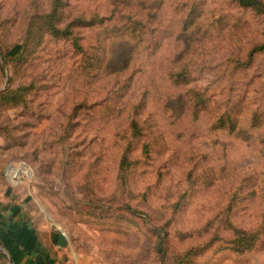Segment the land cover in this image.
<instances>
[{
	"label": "rangeland",
	"instance_id": "374dc122",
	"mask_svg": "<svg viewBox=\"0 0 264 264\" xmlns=\"http://www.w3.org/2000/svg\"><path fill=\"white\" fill-rule=\"evenodd\" d=\"M61 2L58 30L93 23L55 35L52 0H0V192L11 170L65 264H264V52L237 65L264 16L234 0ZM122 26L136 38L118 45ZM102 46L135 58L128 73L97 81Z\"/></svg>",
	"mask_w": 264,
	"mask_h": 264
},
{
	"label": "crops",
	"instance_id": "0c3cea01",
	"mask_svg": "<svg viewBox=\"0 0 264 264\" xmlns=\"http://www.w3.org/2000/svg\"><path fill=\"white\" fill-rule=\"evenodd\" d=\"M15 186L0 192V264H65L63 233L37 223L29 199L14 193Z\"/></svg>",
	"mask_w": 264,
	"mask_h": 264
},
{
	"label": "trees",
	"instance_id": "16d2710c",
	"mask_svg": "<svg viewBox=\"0 0 264 264\" xmlns=\"http://www.w3.org/2000/svg\"><path fill=\"white\" fill-rule=\"evenodd\" d=\"M53 5H54V11L51 15L46 16V20H48V22L46 23L49 27H51L52 32L57 35L61 32V34H64L66 37L70 38L71 32L70 30L79 25V27H86V26H90L94 20H89L86 21L83 18H78V19H74L71 21L70 24H67L64 26L63 30L60 31L58 30L55 26L58 24H61V22H53V17H58L60 19L59 16V12L60 9H62L63 5L61 0H52ZM234 2L239 6L242 7L244 9H249L257 14L263 15L264 16V3H262L260 0H234ZM143 13H136L135 16L136 17H140L142 16ZM113 37L112 39L115 40L116 43L121 44L123 43L127 38H130V40H135V35L134 33H127L126 32V28L124 26L119 27L118 29H116L115 33H113ZM130 34V35H129ZM130 36V37H129ZM263 38H264V29H263ZM111 45V44H110ZM74 47H76L77 49H80V47L74 43ZM264 52V39L263 42L259 45H254L253 47H251V49L248 51L247 53V57L244 61H239L237 63L238 66H240V68H245L247 65H249L252 61V58L254 55L256 54H261ZM19 53V52H18ZM135 60V58L133 56H128L127 55H123L120 56L116 59H111L110 57V53L109 51L106 50V48L99 47L98 49H96L95 51V57L94 59H91L90 62L93 63V66L95 67H99L100 69H102L103 73H99L95 76H98V82H102L103 80L110 78L111 76L115 75H120V74H126L128 73V71L131 69V64L133 63V61ZM98 69V71L100 70ZM185 74H183V77L185 79ZM130 79L125 80L121 83H115L113 89H115L114 91H117V95L121 94V93H125L124 90V86L126 83L129 82V80H131V76H129ZM184 81V80H183ZM128 93H125L123 96L125 97ZM2 97L1 99H5V101H7V103L12 102L13 99H9L11 98L7 92H3L1 93ZM122 95V94H121ZM197 94L193 95L196 96ZM128 97V95L126 96V98ZM112 98H110L111 100ZM201 99V98H199ZM202 102V99H201ZM170 110V109H169ZM134 138L139 137L140 135V131L138 129V127H134ZM137 136V137H136ZM263 178H264V172H263ZM231 205L229 204V206L227 207V212H229L231 210ZM257 237V235H256ZM250 240V239H249ZM249 240L243 238L238 239L237 244L238 246H240V248H249L251 246V243L249 242ZM257 239H255L256 241ZM248 250V249H246ZM184 258V257H183ZM182 262H185L184 259H181ZM185 264V263H183Z\"/></svg>",
	"mask_w": 264,
	"mask_h": 264
},
{
	"label": "built area",
	"instance_id": "2783aa9c",
	"mask_svg": "<svg viewBox=\"0 0 264 264\" xmlns=\"http://www.w3.org/2000/svg\"><path fill=\"white\" fill-rule=\"evenodd\" d=\"M8 173H9L10 175H11V174L13 175L12 177H10V178H11L10 180L12 181L13 184H15V183L17 182V180L14 181V177H15V176H14V173H13L11 170H9Z\"/></svg>",
	"mask_w": 264,
	"mask_h": 264
}]
</instances>
